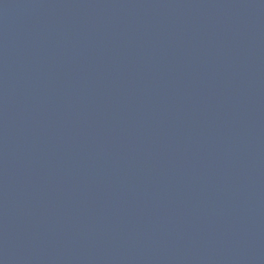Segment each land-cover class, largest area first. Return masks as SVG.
<instances>
[{
  "label": "water",
  "instance_id": "obj_1",
  "mask_svg": "<svg viewBox=\"0 0 264 264\" xmlns=\"http://www.w3.org/2000/svg\"><path fill=\"white\" fill-rule=\"evenodd\" d=\"M0 264H264V0H0Z\"/></svg>",
  "mask_w": 264,
  "mask_h": 264
}]
</instances>
